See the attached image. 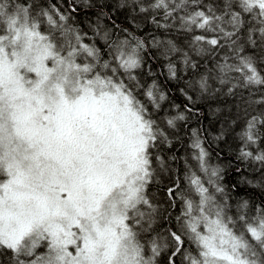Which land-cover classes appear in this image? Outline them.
<instances>
[{
    "label": "snow or ice",
    "instance_id": "6c2138e0",
    "mask_svg": "<svg viewBox=\"0 0 264 264\" xmlns=\"http://www.w3.org/2000/svg\"><path fill=\"white\" fill-rule=\"evenodd\" d=\"M119 7L151 13L158 29L184 38L152 40L171 79L197 70L201 57L213 65L189 81L201 93L213 78L231 84L230 94L264 89V0ZM68 21L55 5L0 0V264H159L165 250L168 264L178 255L182 264H264V204L233 208L198 137L190 147L207 181L190 171L186 187L167 188L168 207L179 202L180 211L160 235L172 214L150 188L170 170L159 150L185 117L160 116L165 95L138 77L143 40L126 28V38L112 40L98 23L103 52ZM242 139L241 156L264 169V113L248 120Z\"/></svg>",
    "mask_w": 264,
    "mask_h": 264
},
{
    "label": "trees",
    "instance_id": "16d2710c",
    "mask_svg": "<svg viewBox=\"0 0 264 264\" xmlns=\"http://www.w3.org/2000/svg\"><path fill=\"white\" fill-rule=\"evenodd\" d=\"M34 2L45 8L55 5L69 16L68 23L80 31L84 42L94 43L103 52L107 49L103 31L97 35L98 23L103 30L110 32L112 40L126 38L127 33L123 31L126 28L137 39L145 42V47L141 50L143 66L137 70L138 77L146 86L155 83L158 92L165 95L166 99L161 102L160 116L173 117L183 114L185 117L183 121H177V128L172 130L171 146L159 150L168 160L170 170L158 175L150 188L154 201L162 210L167 208L172 214L171 220L160 221L158 231L161 236L166 235V229L169 227H175V215L180 211L177 207L176 209L168 207L167 188L176 180L180 181L182 187H186L185 178L190 171H195L207 181V177L201 173L193 159L194 151L190 147L197 137L207 152L209 169L215 168L221 174L222 178L217 182L225 189L223 195L230 198L229 202L233 208L241 200H247L252 205L264 204V169L241 156V149L245 147L241 141V133L243 134L251 115L259 116L264 113V104L254 102L264 95V89H253L250 94L248 89L237 87L234 94H230L227 89L231 84H220L213 78L209 81L210 91L201 93L198 87L189 84V81L194 84L200 75L208 74L209 68L213 66L211 60L201 57H194L200 65L197 70L188 69L187 73L181 71L179 81L171 79L167 61L159 55L152 40L153 37L171 38L183 42L184 38L175 29L168 33L158 29L151 22V13L119 7L120 0H88L87 4L85 0H34ZM148 2L149 0H145L146 4ZM73 6L77 9L75 12L70 11ZM138 97L151 108L142 92H138ZM259 147L264 148V143ZM250 150L255 152V146ZM185 247L195 253L192 245ZM169 254L170 250L162 252L158 258L159 264H168ZM175 260L176 264H182L183 257L178 255Z\"/></svg>",
    "mask_w": 264,
    "mask_h": 264
},
{
    "label": "bare ground",
    "instance_id": "6f19581e",
    "mask_svg": "<svg viewBox=\"0 0 264 264\" xmlns=\"http://www.w3.org/2000/svg\"><path fill=\"white\" fill-rule=\"evenodd\" d=\"M52 2V1H51ZM217 81V80H216ZM235 90H237V89H235ZM253 115H251V117H252ZM244 129V128H243ZM242 136H243V134L241 133V141H242V144L244 145V141H243V139H242ZM245 146V145H244ZM235 157H236V155H235ZM248 162L250 161V162H253L256 166L258 165V167L259 168H261V166H260V164L259 163H256V162H254L253 160H247ZM211 169H215V168H211ZM211 169H209V170H211ZM202 173V172H201ZM203 174V173H202ZM222 177H221V174L219 173V178L218 179H221ZM177 208H179L180 209V205L179 204H177V206H176ZM176 207H175V209H176ZM189 244H187L186 243V246H188Z\"/></svg>",
    "mask_w": 264,
    "mask_h": 264
}]
</instances>
